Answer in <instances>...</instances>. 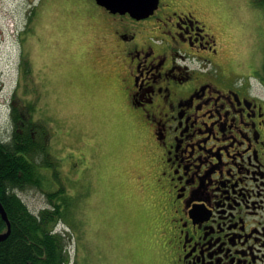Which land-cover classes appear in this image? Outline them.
<instances>
[{
    "label": "rangeland",
    "instance_id": "1",
    "mask_svg": "<svg viewBox=\"0 0 264 264\" xmlns=\"http://www.w3.org/2000/svg\"><path fill=\"white\" fill-rule=\"evenodd\" d=\"M191 1L229 42L225 55L239 71L263 70V5ZM112 16L93 0H0V138L10 141L15 105L42 126L46 188L18 193L36 214L52 206L47 190L65 202L54 230L65 236L70 264H160L158 206L135 177L143 143L118 107L121 66L104 44ZM251 90L264 96L255 77Z\"/></svg>",
    "mask_w": 264,
    "mask_h": 264
},
{
    "label": "flooded vegetation",
    "instance_id": "2",
    "mask_svg": "<svg viewBox=\"0 0 264 264\" xmlns=\"http://www.w3.org/2000/svg\"><path fill=\"white\" fill-rule=\"evenodd\" d=\"M190 1L142 19L104 7L118 107L143 143L135 177L158 206L160 264H264V65L239 71Z\"/></svg>",
    "mask_w": 264,
    "mask_h": 264
},
{
    "label": "trees",
    "instance_id": "3",
    "mask_svg": "<svg viewBox=\"0 0 264 264\" xmlns=\"http://www.w3.org/2000/svg\"><path fill=\"white\" fill-rule=\"evenodd\" d=\"M256 2L264 6V0ZM12 116L10 141L0 138V201L11 225L9 235L0 239V264H70L65 236L54 230L67 216L62 208L65 202L47 190L52 206L36 214L18 193L25 188H46L47 174L42 167L51 163L43 128L16 105ZM7 232L8 223L0 213V236Z\"/></svg>",
    "mask_w": 264,
    "mask_h": 264
},
{
    "label": "water",
    "instance_id": "4",
    "mask_svg": "<svg viewBox=\"0 0 264 264\" xmlns=\"http://www.w3.org/2000/svg\"><path fill=\"white\" fill-rule=\"evenodd\" d=\"M96 2L114 14L129 13L135 18L142 19L149 17L155 12L159 6L160 0H96ZM0 212L8 223V232L0 236V239H3L9 235L11 231V225L1 201Z\"/></svg>",
    "mask_w": 264,
    "mask_h": 264
},
{
    "label": "bare ground",
    "instance_id": "5",
    "mask_svg": "<svg viewBox=\"0 0 264 264\" xmlns=\"http://www.w3.org/2000/svg\"><path fill=\"white\" fill-rule=\"evenodd\" d=\"M1 213V212H0ZM3 217V216H2Z\"/></svg>",
    "mask_w": 264,
    "mask_h": 264
}]
</instances>
